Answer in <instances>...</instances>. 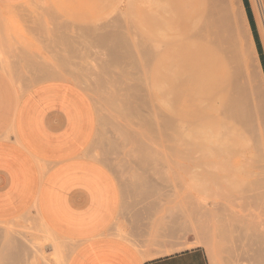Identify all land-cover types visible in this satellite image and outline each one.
<instances>
[{"label":"rangeland","instance_id":"374dc122","mask_svg":"<svg viewBox=\"0 0 264 264\" xmlns=\"http://www.w3.org/2000/svg\"><path fill=\"white\" fill-rule=\"evenodd\" d=\"M196 2L33 0L20 14V31L28 36L23 46L35 49L54 75L82 89L94 105L97 131L86 156L106 167L118 184L122 205L114 234L130 240L150 259L199 247L208 264H255L235 238L236 219L242 212L243 169L235 170L231 152L215 148L211 124L219 102L209 95L210 101L197 88L195 64H191L194 45L186 38L191 26L201 24L192 10ZM250 2L262 48L257 54L241 0L218 4L227 17L223 23L235 60L234 74H239L240 84L236 80L246 95L245 107L253 113L252 128L264 136V18ZM184 34L186 42L181 39ZM138 71L144 73L140 76ZM164 117L173 118L169 121L174 124V120V128ZM186 153L193 155L192 160ZM257 171L264 177V168ZM231 175L235 183H228ZM24 231L21 226L0 224V264H19L27 256L28 247H20ZM52 236L44 235L42 243L54 245Z\"/></svg>","mask_w":264,"mask_h":264},{"label":"crops","instance_id":"0c3cea01","mask_svg":"<svg viewBox=\"0 0 264 264\" xmlns=\"http://www.w3.org/2000/svg\"><path fill=\"white\" fill-rule=\"evenodd\" d=\"M32 3L0 0V224L25 230L20 247L28 252L19 264H208L199 247L150 259L113 233L118 184L86 156L96 110L82 89L23 46L20 14ZM241 3L257 54L251 2ZM49 233L54 245L42 243Z\"/></svg>","mask_w":264,"mask_h":264},{"label":"bare ground","instance_id":"6f19581e","mask_svg":"<svg viewBox=\"0 0 264 264\" xmlns=\"http://www.w3.org/2000/svg\"><path fill=\"white\" fill-rule=\"evenodd\" d=\"M251 1H252V4L256 7L255 11L257 9L259 11L261 17L263 16L262 18H264L263 0H251ZM218 2H219V0H198V2L192 4V10L194 11V13L196 15V19L197 18L200 19L201 24H200V27H196V25L191 26L190 27L191 32L189 31L190 30L189 28H186L187 30L185 29V32L188 31L187 33L190 32L192 34L190 35V33H189V35H188L189 37H187V38L185 37V34H184V37L181 39L185 42H186V40L184 38H186V39L191 38L190 41L193 40L194 63H191V64H195V65H193V67L195 68L194 69V72H195L194 75L196 77L195 81H196L197 88L198 89L201 88L202 89L201 92H203V93L205 92V96L208 95L207 97H209V95H210V97L212 98L211 99L212 101H213V99L216 98L217 100H215V101L219 102V106L217 103L218 107H216L218 109L215 110L217 112V115L213 116V117H215L214 121H213V117H212V124L211 125H213V130H211L212 128L210 129L211 133H212L211 136H213L212 138L214 140L213 143L216 146L215 148H217V149L219 148L220 150L223 149L225 152H227L226 154L231 152V155H234L236 162H237V166H235V170L240 173L241 169H243L242 170L243 173H241L243 175L241 176V178L239 180V185H240V189H239V195L240 196L239 197H240L241 204H242V212L237 216V219H236V221L238 222V225H239L237 227L239 230V233H238L239 235H237L238 237L237 236L235 237V238H238L236 241L238 242V240H239L240 241L239 246L242 247V249L246 250L245 252H246V254L247 253L249 254V255L247 254L248 256L251 255L249 259L251 260V257L254 259V260L252 259L251 262H253L255 264H264V239L261 242L262 244L260 243L261 237L262 238L264 237V177L260 176V174L257 171L260 168L261 169L264 168V136H262L261 134H257L256 131L252 128L251 119L253 118L252 117L253 113L251 112L252 113L251 114L245 107V104H244L245 102L243 101V98L246 95L243 93L241 94V92H240L241 91L240 89H242V87L239 88L240 85H238V83L240 84L239 79L237 77V75H239V74L238 73L236 74V72L234 74V71H235L234 70V65H235L234 61L235 60H234V57H232L231 53H230V44H229L230 41H227L228 37H227L226 32H228V31H226V29H228V28H226V24L223 23V19H224L223 17H226V15L224 14V11H223L224 8L221 5H219ZM221 8H223V9H221ZM256 15H257V13H256ZM262 23H263V27H264V21ZM182 30H184V28ZM182 30H181V32H182ZM180 35L183 36V33ZM250 37H251V35H250ZM181 39H179V44H180ZM188 41H187V43H188ZM251 41H252V39H251ZM185 44L186 43H184V45ZM252 44H253V42H252ZM122 45L123 46L125 45L124 42L122 43ZM122 45H120V46L122 47ZM160 45H162V44H160ZM120 46L118 45V48ZM134 46H135V44H134ZM187 46H189V45H187ZM164 47H162V48H164ZM126 48H128V47H126ZM162 48H160V49H162ZM253 48H254V45H253ZM160 49H159V51H160ZM185 49H186V47H185ZM152 50H154V49H152ZM152 50H151V52H152ZM253 50H255V49H253ZM118 51L121 52L124 50L122 48L121 50H118ZM144 52H146V51L143 50V54H144ZM128 53H129V50H128ZM180 53H182V52H180ZM121 54L122 53H119V55H121ZM115 55H116V53H115ZM146 55H148L147 52H146ZM112 56H110L111 59H113ZM126 56H128V55H126ZM122 57H124V56L122 55ZM129 57H130V55H129ZM183 58H186V57L183 56L182 59ZM191 58H192V56H191ZM117 59L119 60L120 58L117 57ZM156 59H158V57ZM113 60H115V59H113ZM113 60H112V63H113ZM139 60L141 62V59H139ZM179 61H180V59H179ZM133 63H135V62H133ZM143 63L144 62H142V64ZM131 64H129V65H131ZM135 64H133L134 67H132V68H135ZM119 65H121V64H119ZM141 67H143V66H141ZM136 68H137V66H136ZM130 70H131V67H130ZM259 70L262 73L260 66H259ZM141 71H143V70H141ZM139 73H141L140 74V76H141L144 72H139ZM98 77H99V75H98ZM236 79L238 80V83H237ZM242 91H243V89H242ZM132 94H134V93L132 92ZM243 95H244V97H243ZM153 97H154V95H153ZM210 97L208 98L209 100H210ZM150 108H152V107H150ZM172 112L174 114V111H172ZM148 113H149V111H148ZM167 113H169V115H171L170 112H166V114ZM131 114H133V113H131ZM175 115H173V116H175ZM163 116H166V115H163ZM151 117H153V116H151ZM167 117H169V116L167 115ZM164 118H165L164 120H166V117H164ZM161 119H162V117H161ZM161 119L159 118V120H161ZM172 119L173 118H171L169 120H171V122H172ZM175 120H176V118H175ZM161 121H163V120H161ZM166 121H165V123L163 121V123L165 124V127H166V123L168 122V121L167 122ZM183 121H184V119H183ZM171 122H170V124H171L170 126L172 127V125H173V128H174V124H175L174 120H173L174 124H172ZM178 123H179V121H178ZM176 124H177V122H176ZM188 125H190V124H188ZM188 125H187V127H188ZM192 125L194 126V123H192ZM156 127L157 126H155V129L158 128V127L157 128ZM176 127H175V130H177ZM182 127H183V125H182ZM161 128H159V129H161ZM180 128L178 130H181ZM187 129H185L184 131L186 132ZM192 129H193V127L191 128V130ZM157 130H155V131H157ZM158 132H159V130H158ZM188 132H190V131H188ZM179 133L177 132V134H179ZM182 134H181V136H184V134L183 135ZM189 134L191 135V133H189ZM131 135L133 136V134H131ZM163 135H166V134L164 133ZM134 136H136V135H134ZM134 136H133V139H134ZM186 137H189V136H186ZM130 138H132V137L130 136ZM167 138H168V136H167ZM168 139H170V138H168ZM140 142L142 143V141H140ZM145 144H147V143H145ZM140 146H141V148L143 147V145H140ZM165 146H166V144H165ZM145 148H147V147H145ZM142 149H144V148H142ZM186 154H187L186 156L189 155L187 160L189 158L192 160L193 155L191 156V153L190 154L186 153ZM150 157L152 159V156H150ZM147 159H148V155H147ZM184 159H186V157ZM232 167H234V166H232ZM229 171H231V170H229ZM231 176H229L227 178V179H229L228 183H231L230 181L233 182L235 180L234 177L233 176L231 177ZM230 178H231V180H230ZM234 183H235V181H234ZM233 184L232 185L230 184L231 186L228 184V188L230 189V187H233ZM260 235H263V236L260 237ZM231 237H232V235H231ZM230 240L233 241V239H230ZM233 244L236 245L235 242Z\"/></svg>","mask_w":264,"mask_h":264}]
</instances>
